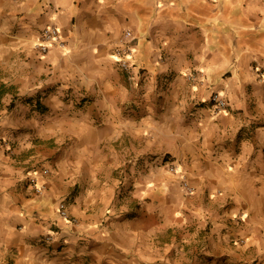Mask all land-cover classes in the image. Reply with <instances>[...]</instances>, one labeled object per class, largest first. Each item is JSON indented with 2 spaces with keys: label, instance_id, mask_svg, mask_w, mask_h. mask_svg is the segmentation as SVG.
<instances>
[{
  "label": "crops",
  "instance_id": "crops-1",
  "mask_svg": "<svg viewBox=\"0 0 264 264\" xmlns=\"http://www.w3.org/2000/svg\"><path fill=\"white\" fill-rule=\"evenodd\" d=\"M2 88L0 264H264V0H0Z\"/></svg>",
  "mask_w": 264,
  "mask_h": 264
},
{
  "label": "built area",
  "instance_id": "built-area-1",
  "mask_svg": "<svg viewBox=\"0 0 264 264\" xmlns=\"http://www.w3.org/2000/svg\"><path fill=\"white\" fill-rule=\"evenodd\" d=\"M133 39H134V36L132 32L128 30L125 33V37L123 39L124 44L119 50V54H120L119 63L124 70L129 71V72H132L133 67H134V63H133L134 52H133V47L131 44ZM55 45L63 46L64 40L62 39L59 29L56 26L51 25L41 30L39 36L37 37L35 41L34 48L39 54L46 55L49 52V50L52 48V46H55ZM190 77L193 79H196L195 74H190ZM210 100L213 103L214 109L217 113L225 111L228 107V101L225 95L220 92H215V91L212 92L210 95ZM169 170L171 172H177L178 167L175 164H171L169 166ZM47 172L48 170L45 169V173ZM32 181L35 185L36 191L41 192L42 187L37 185V178H33ZM181 184L187 193L192 194L195 191V188L188 181L186 176L182 178ZM58 211L63 220L72 222L74 224L78 223V220L69 213V210H68V207L65 201H62L59 203Z\"/></svg>",
  "mask_w": 264,
  "mask_h": 264
},
{
  "label": "rangeland",
  "instance_id": "rangeland-1",
  "mask_svg": "<svg viewBox=\"0 0 264 264\" xmlns=\"http://www.w3.org/2000/svg\"><path fill=\"white\" fill-rule=\"evenodd\" d=\"M23 46L26 45H19V47L16 48V54L13 55L12 60L9 61V73H14L17 68V65L21 62V60L25 59V53L27 52L25 49H20ZM30 46L32 47V44L30 43Z\"/></svg>",
  "mask_w": 264,
  "mask_h": 264
},
{
  "label": "trees",
  "instance_id": "trees-1",
  "mask_svg": "<svg viewBox=\"0 0 264 264\" xmlns=\"http://www.w3.org/2000/svg\"><path fill=\"white\" fill-rule=\"evenodd\" d=\"M3 95V88L0 89V97Z\"/></svg>",
  "mask_w": 264,
  "mask_h": 264
}]
</instances>
